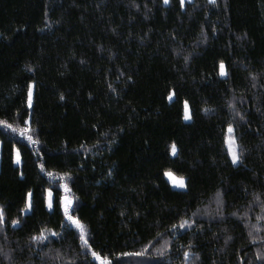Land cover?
<instances>
[{
  "label": "trees",
  "instance_id": "obj_1",
  "mask_svg": "<svg viewBox=\"0 0 264 264\" xmlns=\"http://www.w3.org/2000/svg\"><path fill=\"white\" fill-rule=\"evenodd\" d=\"M0 211V264H264V0H0Z\"/></svg>",
  "mask_w": 264,
  "mask_h": 264
},
{
  "label": "snow or ice",
  "instance_id": "obj_2",
  "mask_svg": "<svg viewBox=\"0 0 264 264\" xmlns=\"http://www.w3.org/2000/svg\"><path fill=\"white\" fill-rule=\"evenodd\" d=\"M168 2H169V0H164V3L167 4ZM211 2L214 3L215 0H211ZM180 3H181V5H183L184 0H180ZM220 74L221 75H226L223 62L220 63ZM30 97H31V91L29 92V98ZM188 118H190V117L186 114L185 119H188ZM8 127H11V125H8ZM231 131H232V126L229 125V132H231ZM29 139H31V137H29ZM234 145H235V138L231 137L230 140H229V152H230L231 157H232V162L236 163L240 159V157H239V155L237 153V150H236V147ZM172 152L173 153L176 152L175 144L172 145ZM17 160H19V154H17ZM49 175H51V173H49ZM180 185L183 186V180L182 179L180 180ZM70 204H71L70 201H67L66 204H65V213L66 214H68V209L70 207ZM49 206L51 207V202L49 203ZM29 207H31V204H29ZM68 219L70 221H72L76 225L77 228L80 229V239L84 241L85 245H88V240L86 238L83 225L80 223V221L78 219H76L75 217L71 216V215H68ZM0 223H3V212L2 211H0ZM13 223H18V221H13ZM183 226L184 225L182 224L181 227H183ZM53 235H57V234L53 233ZM40 238L41 237H35L34 239H40ZM92 255L94 257H96L97 259H100V256H99L98 253L93 252ZM185 255L187 256L188 253H185ZM102 264H109V262L107 260H104V261H102Z\"/></svg>",
  "mask_w": 264,
  "mask_h": 264
},
{
  "label": "rangeland",
  "instance_id": "obj_3",
  "mask_svg": "<svg viewBox=\"0 0 264 264\" xmlns=\"http://www.w3.org/2000/svg\"><path fill=\"white\" fill-rule=\"evenodd\" d=\"M186 0H184V2H185ZM184 4V3H183ZM219 72H220V67H219ZM185 116H186V114L189 116V110H188V105H187V103H185ZM190 117V116H189ZM189 119V118H188ZM232 133H233V131H231V132H229V127H228V129H227V137H226V147H227V149H228V152H229V140H230V138L231 137H233V135H232ZM235 147H236V144L234 145ZM171 153L172 154H174L173 152H172V148H171ZM17 154H18V151L17 150H15V162L16 163H19L20 162V159L19 160H17ZM229 156H230V159H231V161H232V157H231V154H230V152H229ZM238 162V161H237ZM236 162V163H237ZM236 163H234V164H236ZM165 176H166V178L170 181V183H171V185L173 186V187H175V188H179V189H183L184 187H185V182H184V177H182V176H179V175H177V174H175V173H173L172 171H165ZM183 180V186H181L180 185V180ZM175 181V182H174ZM61 189H62V192H63V197H62V205H63V209H64V212H65V204H66V202L67 201H70L71 202V204H70V207H69V209H68V214H66L65 213V216H66V218H67V220L70 222V223H72L75 227H76V225L72 222V221H70L69 219H68V215H71V213H70V211H71V205H72V199L70 198V196H69V190H68V187L64 184V183H61ZM29 200V199H28ZM51 202V191L48 189L47 191H46V206H47V208H51L50 206H49V203ZM29 203V202H28ZM51 205H52V202H51ZM72 216V215H71ZM77 229H79V228H77Z\"/></svg>",
  "mask_w": 264,
  "mask_h": 264
}]
</instances>
